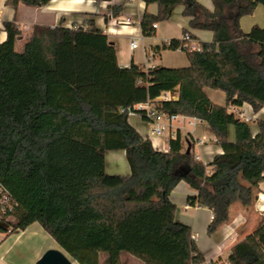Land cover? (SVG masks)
<instances>
[{"label":"trees","instance_id":"1","mask_svg":"<svg viewBox=\"0 0 264 264\" xmlns=\"http://www.w3.org/2000/svg\"><path fill=\"white\" fill-rule=\"evenodd\" d=\"M50 0H7L41 7ZM157 3L146 12L145 35L154 23L169 20L184 6L188 28L213 32L200 49L183 48L189 64L145 68L118 63L107 33L90 26L35 25L22 52L16 50L21 29L5 21L0 43V183L17 203L14 228L40 223L81 264H122L127 250L149 264L207 263L194 241L190 248L173 243L182 226L175 222L170 193L185 181L197 194L187 202L213 212L208 234L230 220V208L242 190L241 176L252 186L264 181V121L253 134L249 122L231 111L249 103L255 111L264 100L238 85L264 82V27L241 28L264 0H213L209 9L197 0H144ZM118 17L121 6H112ZM188 28L185 33L197 39ZM183 36L155 49L178 50ZM205 87L221 90L224 105L213 103ZM166 92L178 99L158 100ZM150 102L158 111L207 122L223 153L205 164L186 145L180 130L169 150L154 148L130 124L135 105ZM122 109V111H120ZM235 140L229 139V126ZM189 142L193 144L192 139ZM107 150H125L130 173L108 174ZM222 264H264V222L235 243Z\"/></svg>","mask_w":264,"mask_h":264},{"label":"crops","instance_id":"2","mask_svg":"<svg viewBox=\"0 0 264 264\" xmlns=\"http://www.w3.org/2000/svg\"><path fill=\"white\" fill-rule=\"evenodd\" d=\"M6 1L0 0V43L7 38V32L3 26L5 21L16 19L21 29V35L17 38L15 45L19 52L24 50L26 42L31 39L35 25L55 27L62 23L66 27L87 28L90 22H93L95 27L107 33L109 40L115 44L118 63L122 67H128L132 63L145 68L158 65L172 67L171 64L164 62L163 58L164 52L170 49L155 48L173 38H181L183 29L188 28L190 20V17L183 14L184 6L179 5L169 20L156 23L157 27H154L153 33L145 35L141 28L143 16L146 12L157 14L159 8L157 3L147 4L144 0H50L41 7L20 3L16 9ZM197 1L209 9L214 8L213 0ZM112 6L122 7V12L118 17L112 16ZM125 19H128V22H125ZM240 24L246 33L255 24L264 27V5L259 4L253 14L243 16ZM189 31L197 37V41L210 42L213 40L214 34L209 30L189 29ZM177 33H180V36ZM134 40L138 43L136 48L130 45ZM238 85L264 100L263 81L252 84L241 80ZM206 88L208 87L204 90L210 100L219 104L214 98L215 95H208ZM170 93L178 96L175 92ZM225 102L226 95L224 104ZM231 111L243 119L249 117L253 134L258 133L257 121H264V106L259 111H255L249 103L245 102L241 107L232 106ZM128 120L144 138H149L154 148L158 150L168 151L170 138L176 135L177 130H180L187 147L191 148L205 164L212 162L215 155L223 153V148L207 122L199 118L184 116L180 121H173L172 131L166 130L162 135L153 134V125L139 113H130ZM204 128L207 130L204 131ZM198 129H202V134L197 132ZM171 132L174 134L172 135ZM189 139H192L193 144L189 142ZM202 139L204 142L199 144L198 141ZM229 139L235 140L233 125L229 126ZM105 169L108 174H129L131 169L125 150H107ZM241 185L239 198L231 204L230 220L214 233L208 234V226L213 218L212 210L203 206L190 205L187 197L190 194H197V190L192 189L185 181H180L170 193V200L175 204L174 220L182 226L181 231L174 236L173 243L190 248L191 241H194L207 263L222 264L225 262L231 247L264 222V194L261 193L264 181L258 186H252L242 177ZM46 232L38 222L32 223L25 229H16L0 242V264H37L49 249L61 250L72 264H81L69 255L57 241L42 245L40 248L37 243H33L34 249L31 251L33 237L35 235L45 236ZM49 234L48 232V236H52ZM105 261L106 252L99 251L98 264H106ZM121 262L122 264H149L127 250L121 252Z\"/></svg>","mask_w":264,"mask_h":264},{"label":"built area","instance_id":"3","mask_svg":"<svg viewBox=\"0 0 264 264\" xmlns=\"http://www.w3.org/2000/svg\"><path fill=\"white\" fill-rule=\"evenodd\" d=\"M125 22H128V19H125ZM153 27H157V24L154 23ZM183 39L186 44L182 45L179 50L183 48H189L191 50L200 49L199 42L194 39L190 33H185ZM131 47L136 48L138 43L136 40L131 42ZM158 100H171L178 99V96L172 94L170 92H166L157 97ZM135 110L143 111L145 115V120L150 122L153 125L152 133L155 135H162L166 130L172 131L173 121H180V119L184 118L185 115L179 114H169L162 111H158L154 108L153 104L150 102L139 103L135 105ZM122 111V109H120ZM130 113H133V110H129ZM245 120L249 122L251 119L249 117H245ZM172 135L174 132H171ZM204 142V139L199 140L198 143L201 144ZM196 158L199 159V156L196 155ZM261 193L264 194V188L261 189ZM17 203L13 199L11 193L8 189L0 183V242L14 232L16 229L14 228V216L13 213L15 211V207Z\"/></svg>","mask_w":264,"mask_h":264},{"label":"rangeland","instance_id":"4","mask_svg":"<svg viewBox=\"0 0 264 264\" xmlns=\"http://www.w3.org/2000/svg\"><path fill=\"white\" fill-rule=\"evenodd\" d=\"M175 32V31H172ZM209 34V32H207ZM175 34V33H174ZM178 36H180V33H177ZM140 50V49H139ZM164 62L171 64L170 66L172 67H184L187 66L189 64L187 55L185 53V51H177V50H166L164 52ZM206 91L208 93L209 96H214L215 95V100L216 102H218L219 104H224V99H225V93L223 91L220 90H214V89H210V88H206ZM202 129H198V133L202 134L201 132ZM204 131L207 130L206 128L203 129ZM114 174H121V173H114ZM242 179V176H241ZM47 234H45V236L43 235H35V237H33V239L31 241H33L31 244L32 248L31 251H33L34 249V244L33 243H37L38 248H40L42 245H49L52 243V241H56V239L52 236H48V232H46ZM50 235V234H49ZM4 239V238H3Z\"/></svg>","mask_w":264,"mask_h":264},{"label":"water","instance_id":"5","mask_svg":"<svg viewBox=\"0 0 264 264\" xmlns=\"http://www.w3.org/2000/svg\"><path fill=\"white\" fill-rule=\"evenodd\" d=\"M37 264H72V262L61 250L49 249L38 260Z\"/></svg>","mask_w":264,"mask_h":264}]
</instances>
